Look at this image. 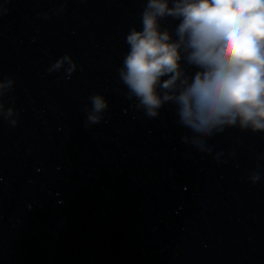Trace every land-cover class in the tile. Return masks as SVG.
<instances>
[{"label": "water", "instance_id": "95a60500", "mask_svg": "<svg viewBox=\"0 0 264 264\" xmlns=\"http://www.w3.org/2000/svg\"><path fill=\"white\" fill-rule=\"evenodd\" d=\"M146 3L0 0V264H264V132L150 117L119 77Z\"/></svg>", "mask_w": 264, "mask_h": 264}, {"label": "clouds", "instance_id": "9594fccd", "mask_svg": "<svg viewBox=\"0 0 264 264\" xmlns=\"http://www.w3.org/2000/svg\"><path fill=\"white\" fill-rule=\"evenodd\" d=\"M167 17L179 21L174 31L163 27ZM125 43L119 77L150 117L174 102L180 123L198 133L237 125L264 132V0H147L141 28L132 27ZM182 61L198 71L186 74ZM65 62L67 72H75L71 55L50 70ZM90 101L87 121L98 124L109 103L100 94ZM12 115L9 108L5 116Z\"/></svg>", "mask_w": 264, "mask_h": 264}]
</instances>
